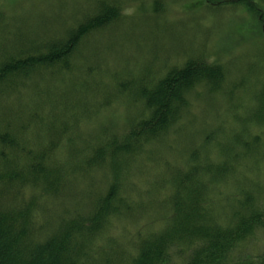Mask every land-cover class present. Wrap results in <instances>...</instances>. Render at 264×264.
<instances>
[{
  "label": "trees",
  "instance_id": "1",
  "mask_svg": "<svg viewBox=\"0 0 264 264\" xmlns=\"http://www.w3.org/2000/svg\"><path fill=\"white\" fill-rule=\"evenodd\" d=\"M200 1L251 9L264 37V0ZM27 2L0 0V264H264V184L236 179L264 157V89L245 107L205 47L157 39L156 0L140 34L122 33L127 0ZM126 40L141 65H124ZM124 106V123L101 122ZM155 151L162 166H136ZM152 180L158 205L136 197Z\"/></svg>",
  "mask_w": 264,
  "mask_h": 264
},
{
  "label": "rangeland",
  "instance_id": "2",
  "mask_svg": "<svg viewBox=\"0 0 264 264\" xmlns=\"http://www.w3.org/2000/svg\"><path fill=\"white\" fill-rule=\"evenodd\" d=\"M83 1L84 0H79V3ZM211 1H213V3L214 1L217 2V0ZM21 2L27 7H30L29 5L31 3L27 2V0H21ZM127 2L129 4L125 3L123 7V15L127 23L125 24L126 29H123L122 33L128 34L129 32L137 30V33L140 34L144 31V29L139 28L141 27V21L144 20L147 15L151 14L153 0H127ZM200 2H198V0H156L157 7L166 8V12L162 17L158 18L159 23H157L156 28H154V31L156 30V38L163 41H172V51L175 53L187 52L195 48L200 50L202 47H205L206 59L208 62L217 61L221 63L225 67L228 75H230V80L235 78L239 83H242L239 84L237 92L235 93L238 102L241 101L243 102V106L254 108V110L257 111L259 106L255 101L254 94L264 89V37L259 35L257 26L252 21L253 15L251 13L253 12L251 9H248L250 11L248 12V10L243 7L237 10L236 7L233 6H229L224 10H211L210 7L204 5V2ZM38 6L44 7L43 5ZM141 17L142 19H140ZM161 18L163 22L160 20ZM153 22L155 21L151 23ZM183 23H186V25ZM171 25L173 28L171 31H168L166 27ZM125 45L124 65L127 59L133 62L135 57H137L138 64L141 65L142 58L138 50L143 46H139L136 41L131 40H126ZM152 46L155 45L152 44ZM160 55L162 56V54ZM174 60L175 59H172V63ZM174 62H176V60ZM100 64L105 68L111 70L115 69V62L110 58L105 57ZM237 69V75L235 76L234 74ZM220 96L221 95L216 94V96L212 98L206 96L204 99L198 100L196 103L197 109L192 111L189 120L201 121V110L204 107H206V109H211L213 107L217 109L221 107V105H224V100ZM128 110L129 109L125 106L118 107L116 113L110 111L109 115L101 122L103 124L114 123L120 125V123L125 122ZM220 111L222 114V110ZM242 112L243 111H240V113ZM242 115L245 117L243 113ZM93 128L95 131H98L100 128L99 124L94 125ZM255 130L257 131L258 128L256 127ZM258 153L263 155L262 152ZM245 159L246 160L238 166L239 172L236 175L237 181H241L244 177L248 179L250 177L253 180L259 177L260 182L264 184V157L260 158L258 155L254 154L252 157L250 155ZM140 163L136 166H146L147 168L154 166L158 168V166H162L161 162L156 160V151L149 161H145L143 164ZM248 168L256 169V171L250 173ZM155 175L156 181H160L161 176H158L156 173ZM136 187L140 193V195L137 194L136 197H141L145 201L154 199L156 205L169 194L168 191L160 190L155 192V183L153 180L145 183L142 181L136 182ZM225 188L227 189L225 193L229 194L232 193L231 189H234V186ZM225 197L224 195L219 198L220 201L217 202L218 205L220 204L221 206L225 204ZM261 238L259 246L263 247L264 236Z\"/></svg>",
  "mask_w": 264,
  "mask_h": 264
}]
</instances>
